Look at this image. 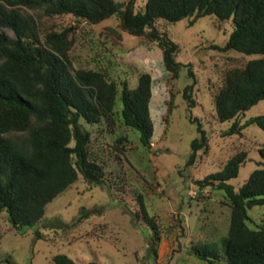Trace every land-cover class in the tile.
<instances>
[{"label": "trees", "instance_id": "obj_1", "mask_svg": "<svg viewBox=\"0 0 264 264\" xmlns=\"http://www.w3.org/2000/svg\"><path fill=\"white\" fill-rule=\"evenodd\" d=\"M137 1L0 0V216L6 213L18 234L41 223L47 207L80 179L89 185L105 183L106 169L92 152V136L83 122L105 125L108 133H115L114 114L120 104L124 125L139 132L145 147H151L154 134L151 74H142L138 86L132 88L127 79L117 82L102 69L75 68L70 56L71 30L42 33L43 18L71 15L91 25L117 18L126 33L143 39V47L151 50L155 44L160 48L166 70L175 77L184 68L177 61L180 46L157 28L159 21L190 20L193 26L213 16L232 22L227 43L213 49L235 51L248 61L230 70L213 92L216 117L220 123L231 122L228 136H242L252 125L264 132V115L246 118V111L264 101V0H145L144 9L138 11ZM192 89L187 87L184 94L190 109L195 108ZM191 122L197 125L199 136L191 143L190 164L200 152L209 150L202 123ZM258 152L260 167L239 190L228 182L238 177L248 161L245 151L230 158L221 171L196 182L198 187L215 182L214 190L225 192L222 203L231 210L223 255L209 243L193 246V252L207 264L223 260L226 264H264V226L253 227L249 214L256 207L264 208V143ZM136 206V218L151 232L149 251L157 256L160 227L143 196L137 197ZM96 213L83 209L79 220ZM37 239L46 238L38 232ZM51 262L77 264L65 254L54 256Z\"/></svg>", "mask_w": 264, "mask_h": 264}, {"label": "rangeland", "instance_id": "obj_2", "mask_svg": "<svg viewBox=\"0 0 264 264\" xmlns=\"http://www.w3.org/2000/svg\"><path fill=\"white\" fill-rule=\"evenodd\" d=\"M115 1L127 4L130 0ZM145 5V0H138L135 8L143 10ZM156 26L180 46L177 61L184 68L179 77L166 70L157 45L151 50L143 47V39L126 33L117 18L99 25L71 15L42 19V33L71 30L74 44L70 56L75 68L102 69L117 82L127 79L132 88L138 86L142 74H151L154 134L151 147H145L139 132L124 125L120 104L114 114L115 133H108L105 125L83 122L92 136V152L106 169L105 183L89 185L80 179L47 207L41 223L24 234H18L3 213L0 264H52L58 254L69 256L77 264H207L193 252L194 245L204 243L214 245L223 255L231 214L222 203L225 192L214 190L213 181L203 187L196 182L221 171L242 151L249 159L229 185L239 190L260 167L258 150L264 143V132L252 125L242 136L226 135L231 122L217 120L212 101L213 92L227 73L245 65L248 58L235 51L213 49L227 43L232 22L208 16L193 26L190 20L177 24L159 21ZM7 33L14 37L11 31ZM189 86H193V109L184 96ZM259 115H264V101L246 111L247 119ZM191 119H198L209 137V150L200 152L192 164L191 143L199 135ZM119 138L124 141L119 143ZM139 195L160 227L157 256L149 251L150 230L135 215ZM83 209L97 213L80 221ZM249 214L253 227L264 226V208L256 207ZM38 232L46 239L38 240Z\"/></svg>", "mask_w": 264, "mask_h": 264}, {"label": "water", "instance_id": "obj_3", "mask_svg": "<svg viewBox=\"0 0 264 264\" xmlns=\"http://www.w3.org/2000/svg\"><path fill=\"white\" fill-rule=\"evenodd\" d=\"M213 185V184H212Z\"/></svg>", "mask_w": 264, "mask_h": 264}]
</instances>
